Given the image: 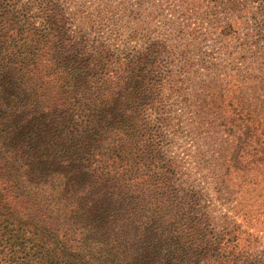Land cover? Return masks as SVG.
<instances>
[{"label":"trees","instance_id":"trees-1","mask_svg":"<svg viewBox=\"0 0 264 264\" xmlns=\"http://www.w3.org/2000/svg\"><path fill=\"white\" fill-rule=\"evenodd\" d=\"M86 1L0 0V264H264L253 232L178 182L151 16ZM233 121L231 197L264 170L261 122Z\"/></svg>","mask_w":264,"mask_h":264},{"label":"rangeland","instance_id":"rangeland-1","mask_svg":"<svg viewBox=\"0 0 264 264\" xmlns=\"http://www.w3.org/2000/svg\"><path fill=\"white\" fill-rule=\"evenodd\" d=\"M137 1L145 20L152 18L150 38L167 46L162 58L178 88L165 141L178 182L233 213L264 250V170L235 178L232 197L221 183L233 142L226 123L257 118L264 129V7L256 0H126L130 8ZM227 22L234 29L226 36Z\"/></svg>","mask_w":264,"mask_h":264}]
</instances>
